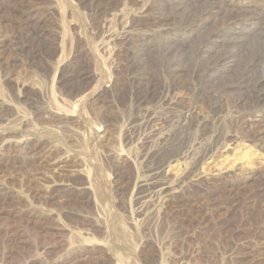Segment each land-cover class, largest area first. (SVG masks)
Instances as JSON below:
<instances>
[{
  "label": "rangeland",
  "instance_id": "1",
  "mask_svg": "<svg viewBox=\"0 0 264 264\" xmlns=\"http://www.w3.org/2000/svg\"><path fill=\"white\" fill-rule=\"evenodd\" d=\"M0 264H264V0H0Z\"/></svg>",
  "mask_w": 264,
  "mask_h": 264
},
{
  "label": "bare ground",
  "instance_id": "2",
  "mask_svg": "<svg viewBox=\"0 0 264 264\" xmlns=\"http://www.w3.org/2000/svg\"><path fill=\"white\" fill-rule=\"evenodd\" d=\"M118 13V12H117ZM115 23V22H114ZM110 33V32H109ZM112 36V35H111ZM109 38V37H108ZM96 55V54H95ZM98 56V55H97ZM99 64V63H98ZM164 142L165 143H163V147H164V149L165 148H169L170 147V145L167 143V142H169V139H165L164 140ZM217 143V142H216ZM163 149V150H164ZM162 150V151H163ZM161 151V152H162ZM158 154H160V153H158ZM156 156L158 157V155L156 154ZM156 156H154L152 159H151V161L153 162L151 165H150V169L152 170V169H154V167H157L156 169H158L161 173L160 174H158L156 177H155V182L154 183H152L153 185H154V188H160V191H162V190H164V189H166L167 187H169V186H167L168 184L164 181L165 179V177L163 178V176H165L166 175V166H167V162H169L170 163V160H172L173 158H175V156H172V157H170V158H167V159H163V160H161V162H154L155 161V158H156ZM200 156V155H199ZM166 158V157H165ZM193 159V158H192ZM146 165V164H145ZM198 166V165H197ZM147 167V166H146ZM170 167H172V166H170ZM148 168V167H147ZM170 170V169H169ZM155 171V170H154ZM151 173V172H150ZM152 175V174H151ZM189 178H190V172L188 173V171L187 172H185V173H181L180 174V176H178V178H177V180L175 181V183H174V186H180V187H182L183 188V186H186L187 185V183H188V180H189ZM154 180V179H153ZM108 181V180H107ZM171 181V180H170ZM169 181V182H170ZM174 182V181H173ZM171 184V183H170ZM106 185V184H105ZM108 186V185H107ZM167 186V187H166ZM146 187V186H145ZM153 187V186H152ZM150 188V187H149ZM148 189V188H147ZM152 191V190H151ZM149 192V191H148ZM158 194V193H157ZM160 194V193H159Z\"/></svg>",
  "mask_w": 264,
  "mask_h": 264
}]
</instances>
